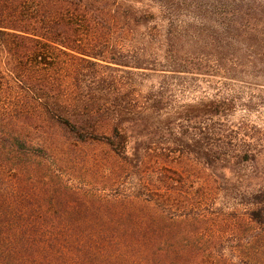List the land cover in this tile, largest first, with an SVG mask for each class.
<instances>
[{"label":"trees","instance_id":"trees-1","mask_svg":"<svg viewBox=\"0 0 264 264\" xmlns=\"http://www.w3.org/2000/svg\"><path fill=\"white\" fill-rule=\"evenodd\" d=\"M152 1L0 0V264H264V182L234 170L262 149L224 122L236 98L176 110L195 171L157 126L165 81L131 98L94 71L239 79L264 58V0ZM190 1L201 24L178 21ZM138 39L150 58L124 54Z\"/></svg>","mask_w":264,"mask_h":264},{"label":"rangeland","instance_id":"rangeland-1","mask_svg":"<svg viewBox=\"0 0 264 264\" xmlns=\"http://www.w3.org/2000/svg\"><path fill=\"white\" fill-rule=\"evenodd\" d=\"M122 1L134 3L140 8L144 7L145 9L157 12L155 7L148 8V5L154 6L155 2L152 0ZM191 1L188 6H184L177 14L178 21L183 24L187 22L201 24L202 20L199 19V15H201L203 11H199L195 7L190 6ZM156 22L163 25V27L166 25L162 16L158 15L149 23L148 31L153 30ZM155 40L159 43L162 41V38L158 36ZM143 42L144 41L140 39L133 40L130 46L124 47V54L135 56L144 53V58H150V54H145L146 49H152V47L157 44L151 45ZM87 69L90 73L93 72L91 66H87ZM98 70L101 71L100 73L113 76L116 75L117 78L122 79L123 88L130 94L131 98L136 96L135 93L146 94L152 88L158 89L160 85H163L162 82L164 81L167 88H172V101L168 109L161 114H157V126L164 127L168 132V135L164 138L166 146H170L172 150L183 153V161L188 162L191 160L192 169H195V171L197 170L195 160L197 156L202 154L205 148L202 146L201 142H198L200 136L196 134L195 126L187 120L179 119L176 110L186 105L197 104L203 98L213 97L216 94H221L223 97L236 98V107L229 113L227 120L224 122L242 129L245 137L249 138L247 140L252 144L257 143L259 148L262 149V151H260L262 153L258 161H241L234 170L239 176L255 178L244 182L245 184L249 182H264V58L263 61L259 60L256 64L254 62L250 63L244 75L239 79L228 78L216 84L201 78H193L192 75L181 73H178L179 75L168 74V76H161L160 72L151 70H140L134 74L124 70L114 71L108 68H96L94 71L98 74ZM14 99L15 102H17L16 96ZM6 101L7 99L0 97V108H2V110L5 106H8V101ZM168 118L171 119L168 121ZM208 123L210 124V122ZM177 138L180 141H178ZM176 142H178V144ZM221 194L225 195V192ZM236 202H239V200L235 201L234 199L230 201V199H226L224 202L218 203V206L220 207L224 204L227 211L234 210V204H236ZM242 207L243 206L238 205L236 208Z\"/></svg>","mask_w":264,"mask_h":264}]
</instances>
